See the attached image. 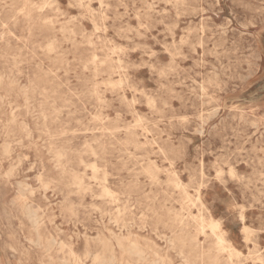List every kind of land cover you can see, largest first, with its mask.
Returning <instances> with one entry per match:
<instances>
[{"label":"rangeland","instance_id":"1","mask_svg":"<svg viewBox=\"0 0 264 264\" xmlns=\"http://www.w3.org/2000/svg\"><path fill=\"white\" fill-rule=\"evenodd\" d=\"M0 264H264V0H0Z\"/></svg>","mask_w":264,"mask_h":264},{"label":"bare ground","instance_id":"2","mask_svg":"<svg viewBox=\"0 0 264 264\" xmlns=\"http://www.w3.org/2000/svg\"><path fill=\"white\" fill-rule=\"evenodd\" d=\"M201 16V15H200ZM39 92H41V91H39ZM51 140V139H50ZM9 155V154H8ZM149 160V159H148ZM175 187V186H174ZM117 190V189H116ZM19 190H17V192H18ZM201 203V202H200ZM210 227H217V225L216 224H212V226L210 225L209 226V228ZM211 232V231H210ZM218 240H219V242H221V243H226V241H225V239H224V237H223V235L222 234H218ZM52 244V243H51ZM118 246V245H117ZM132 247V246H131ZM226 247L227 248H229V249H232V247H231V245H229V244H227L226 243ZM133 248V247H132ZM133 251V250H132ZM134 252V251H133ZM137 253V252H136ZM140 258V257H139ZM230 262V261H229Z\"/></svg>","mask_w":264,"mask_h":264}]
</instances>
